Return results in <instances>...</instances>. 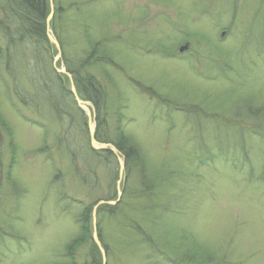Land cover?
<instances>
[{
  "label": "rangeland",
  "instance_id": "obj_1",
  "mask_svg": "<svg viewBox=\"0 0 264 264\" xmlns=\"http://www.w3.org/2000/svg\"><path fill=\"white\" fill-rule=\"evenodd\" d=\"M49 3L52 56L23 46L36 73L0 74V264H90L92 224L66 254L78 214L124 182L118 211L96 215L105 264H155L160 250L176 264H264V0ZM92 43L105 55L83 75L105 93L103 116L55 72L69 77L66 60ZM91 125L128 154L122 174ZM147 184L152 203L137 194Z\"/></svg>",
  "mask_w": 264,
  "mask_h": 264
},
{
  "label": "trees",
  "instance_id": "obj_2",
  "mask_svg": "<svg viewBox=\"0 0 264 264\" xmlns=\"http://www.w3.org/2000/svg\"><path fill=\"white\" fill-rule=\"evenodd\" d=\"M50 0H0V74L4 75L7 74L6 76H11L15 77L17 76L18 72L21 73V75L27 77L29 74H34L36 71H34L33 66H31V63L29 62L28 59H31L33 57L37 58L39 54L45 53V49L51 52L52 56V48L55 49L54 44L48 38V27H47V18L49 13L51 12L50 10ZM54 1V0H52ZM63 9V8H62ZM59 9L57 13H60ZM55 11L52 14V18H56L55 16ZM53 19H51V24L53 25ZM50 29L52 28L49 24ZM54 30V28H52ZM57 37V36H56ZM59 39V38H57ZM26 45H25V44ZM96 45H99L98 43H92L91 44V51L88 53H85V56L79 57L78 62L73 61V60H66V67L67 72L70 74L71 77H68L66 74L61 75L58 73V71H55L56 74L58 75V78L61 80H66L68 78L73 79L74 81V86L75 90L80 97L83 90H85L88 94L84 96L87 100L91 101L94 105V109L96 110V115H102V111H105L103 106L105 103L103 101V96H105L104 91L101 89V87L96 83L97 81L95 78L92 76H84L83 73L86 72V67L89 65L95 63L97 61L96 54L97 56L103 57L105 54L101 55L102 53L96 51L98 50V47ZM23 46L25 49L28 51L29 57L26 59L25 53L26 50H24ZM27 54V55H28ZM14 57H20V61H22V69H13V63L11 60ZM64 58V56H63ZM90 63V64H88ZM55 69V68H54ZM63 77V78H62ZM67 81V80H66ZM60 87L64 88L65 85L62 82H59ZM61 99L64 97V94L60 95ZM29 97V99H27ZM42 100L46 99L44 94L41 96ZM31 95L26 96V100H30L29 103H31ZM36 99V98H35ZM11 100V99H10ZM102 102H98L101 101ZM56 102H60L57 101ZM34 103L37 104V99L34 101ZM12 104H14L15 107L19 106V103H14L12 101ZM53 104V103H52ZM25 107V106H23ZM100 107L102 108L101 110ZM24 111V109H22ZM196 112V111H195ZM102 117H99L98 121L99 123L101 122ZM102 125V124H101ZM99 133L96 132L94 137L98 141L103 142L102 140L99 139ZM104 143H107L104 141ZM113 145L122 152L124 157L127 160V153L124 152L122 146H117L116 144L113 143ZM106 153L112 156V152L109 150L103 151V150H98L96 149L95 153ZM233 159V158H232ZM126 162V161H125ZM118 178V174H117ZM122 192H121V197H123L126 193V187H125V182L122 183ZM154 184H152V189L151 185L147 184V189L141 188L137 194H142L144 197L145 195L147 196V199L150 201L149 198H152L153 195V190H154ZM120 197V198H121ZM149 197V198H148ZM117 195L115 197L116 200ZM121 199H119L115 204L113 205H107V204H102L99 205V207L96 210V215L99 214L101 211L105 212L107 215H113L114 212L118 211L120 205L118 203L120 202ZM97 202L93 204H88V206H85L82 211L79 212L78 217H77V223H78V228H79V235L75 237V240H72V243H69V245L66 246V254L72 255L75 251L76 248H78V245L80 243H85L88 242L91 238V224H92V210L94 205ZM148 203L150 206L151 204ZM154 204V203H153ZM154 207L157 209L158 206L154 204ZM97 223V221H96ZM93 244V243H92ZM94 248H90L89 251V258L91 260L90 264H101V253L99 249H97L96 245L93 244ZM164 250H160L161 255H164V259L162 261H155V264H176L172 260V258H169L166 256V253L163 252ZM195 255V253H194ZM201 258H198L199 261H206L209 258L213 257V254L206 252V251H201L199 253ZM97 258L99 262H97ZM73 260H74V255H73ZM196 260V262L198 261ZM214 259L212 258L211 260L207 261L212 262Z\"/></svg>",
  "mask_w": 264,
  "mask_h": 264
},
{
  "label": "water",
  "instance_id": "obj_3",
  "mask_svg": "<svg viewBox=\"0 0 264 264\" xmlns=\"http://www.w3.org/2000/svg\"><path fill=\"white\" fill-rule=\"evenodd\" d=\"M50 2H51V0H50ZM50 6L53 7L52 4H51ZM50 15H51V14L48 15V19H47V27H48V21H49V19L51 18ZM49 38L51 39V41L54 42V44H55V46H56V48H57V47H58L57 42H56L53 38H51L50 35H49ZM187 48H188V44H186L185 46L180 47V48H179V51H182V50L187 49ZM59 54H60V53H59ZM69 77H70V76H69ZM74 95H75V99H76V101L78 102L79 106L81 107V105L83 104V102H82L81 100L78 99L76 93H75ZM82 108H83V107H82ZM83 109H85V108H83ZM85 111L87 112V115H88V117H89V119H90V112L87 111L86 109H85ZM93 130H94L93 125H91L90 128H89V132H90V143H91V145H92V148H94V149H96V148H98V149H105V150L109 149L111 152H113V153H115V154L117 155L118 152L116 151L115 147H114L112 144H110V143L104 144V143L98 142L97 140L94 139V132H93ZM119 163H120V169H119V172L121 173L122 168H123V162L119 161ZM101 203H104V201H99V203H97V204L95 205V207H94V209H93V212H92V217H93V228H94L93 238L95 239L96 245H97L98 247H100V244H99L98 238H96V228H95V218H96V217H95V210H96L97 206H98L99 204H101ZM110 203H112V201L108 202V204H110ZM104 257H105V256H104V253L102 252L103 264H105V259H104Z\"/></svg>",
  "mask_w": 264,
  "mask_h": 264
},
{
  "label": "bare ground",
  "instance_id": "obj_4",
  "mask_svg": "<svg viewBox=\"0 0 264 264\" xmlns=\"http://www.w3.org/2000/svg\"><path fill=\"white\" fill-rule=\"evenodd\" d=\"M103 253H105V252H103Z\"/></svg>",
  "mask_w": 264,
  "mask_h": 264
}]
</instances>
